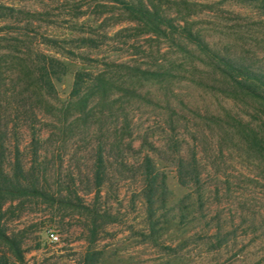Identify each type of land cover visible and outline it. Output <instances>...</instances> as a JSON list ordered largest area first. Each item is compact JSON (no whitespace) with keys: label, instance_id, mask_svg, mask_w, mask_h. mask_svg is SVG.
<instances>
[{"label":"rangeland","instance_id":"1","mask_svg":"<svg viewBox=\"0 0 264 264\" xmlns=\"http://www.w3.org/2000/svg\"><path fill=\"white\" fill-rule=\"evenodd\" d=\"M152 1L184 16L215 51L264 70V11L257 4ZM37 55L68 66L49 105L24 75ZM0 59V137L7 147L0 168L11 173L18 145L24 169L47 171L62 195L70 171L83 179L77 205L0 199V226L23 252L18 261L0 244L1 264H82L88 249L100 251L101 264H264V148L247 136L253 130L264 146V105L218 90L219 74L193 44L176 33L147 32L105 0H0ZM79 70L104 73L117 100L111 109L95 107L87 123L75 121L77 108L66 121L59 112ZM176 147L196 156L200 189L178 183ZM98 151L106 180L98 194H86ZM145 154L166 175V200H156L154 215L141 190Z\"/></svg>","mask_w":264,"mask_h":264},{"label":"trees","instance_id":"2","mask_svg":"<svg viewBox=\"0 0 264 264\" xmlns=\"http://www.w3.org/2000/svg\"><path fill=\"white\" fill-rule=\"evenodd\" d=\"M118 5L123 11L127 12L141 27H145L147 32H152L157 36H166L176 33L186 41L193 44L200 53L208 60L221 78L217 89L228 95H242L258 100L264 105V70L255 69L245 63L241 58L231 57L228 54H222L215 51L192 27L187 23L184 16H171L158 3L152 0H105ZM244 2L255 3L264 11V0H242ZM85 44L93 42L92 39H83ZM1 60V59H0ZM1 64V63H0ZM32 72L28 75L35 87V95L39 102L51 104L49 99L58 98L56 82H60L68 73V66L65 62L47 55H37L35 63L32 64ZM29 67V65H24ZM1 68V67H0ZM30 68V67H29ZM149 74L151 77H157L160 73L156 71H141ZM114 83L104 75V73L94 74L87 71H76L73 75L72 86L69 94L63 100L59 109L60 116L66 121L70 108H77L79 111L75 117L76 122L87 123V120L96 113L95 107H109L117 100H111ZM126 94L131 93L129 89H122ZM94 103V104H92ZM101 115L104 113L99 111ZM62 120V119H60ZM63 121V122H64ZM247 134L248 141L257 148H264L262 140L253 133ZM6 137H0V157L3 156L7 147L5 146ZM174 146V144H173ZM178 147V146H177ZM176 147V148H177ZM36 149V148H35ZM172 150V149H171ZM36 152V150L34 151ZM20 151L18 145L15 146L14 162L12 163L11 173H5L1 165L0 168V199L15 198L20 196H37L46 200L62 201L67 203H81L77 181H82L81 172L70 171L69 182L66 184V195H62V188L52 189L49 182L51 175L44 170L38 171L32 169L26 171L19 159ZM172 162L175 167L177 181L182 186L193 185L200 189L201 171L199 163L194 154L186 158L179 148L172 152ZM3 160H1V163ZM104 156L98 151L91 171V176H87V181L92 182L84 193H99L103 183L106 180V168L104 165ZM142 168V193L147 203L149 212L154 215V203L156 200L165 202L167 185L166 175L157 167L154 158L145 154L141 163ZM60 178V171L55 173ZM52 176H54L52 174ZM0 244L5 245L9 253L18 261H23V252L21 243L15 235L8 234L0 226ZM2 256L0 258H3ZM0 259V264L2 263ZM82 264H101L100 251L88 249L84 255Z\"/></svg>","mask_w":264,"mask_h":264},{"label":"built area","instance_id":"3","mask_svg":"<svg viewBox=\"0 0 264 264\" xmlns=\"http://www.w3.org/2000/svg\"><path fill=\"white\" fill-rule=\"evenodd\" d=\"M49 238L51 241H57L58 240V235L54 232L49 233Z\"/></svg>","mask_w":264,"mask_h":264}]
</instances>
